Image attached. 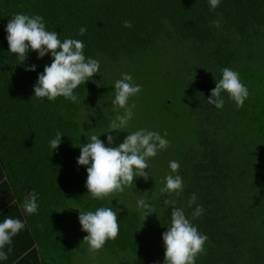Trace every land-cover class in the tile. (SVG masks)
Listing matches in <instances>:
<instances>
[{"label": "trees", "instance_id": "16d2710c", "mask_svg": "<svg viewBox=\"0 0 264 264\" xmlns=\"http://www.w3.org/2000/svg\"><path fill=\"white\" fill-rule=\"evenodd\" d=\"M17 13L42 16L46 30L83 41L85 57L99 61V73L74 90L76 102L34 96L52 57L30 51L22 63L9 51L6 26ZM31 65L36 69L26 70ZM224 67L249 91L243 107L227 92L222 109L207 103ZM124 73L141 91L129 98L136 107L127 128L110 133L115 146L140 129L169 141L148 159V179L124 188L132 205L125 197L92 198L88 166L77 160L93 134L109 146V125L124 111L113 106L114 83ZM57 133L61 144L53 150ZM169 173L182 177L183 191L161 192ZM33 191L38 210L25 213L47 264L71 263L84 250L85 236L72 239L62 223L70 204L117 213L119 234L104 247L121 264H162L173 207L208 238L195 264H264V0H221L215 9L209 0H0V193L19 213ZM140 199L155 211L147 218ZM197 206L203 213L193 218Z\"/></svg>", "mask_w": 264, "mask_h": 264}, {"label": "clouds", "instance_id": "9594fccd", "mask_svg": "<svg viewBox=\"0 0 264 264\" xmlns=\"http://www.w3.org/2000/svg\"><path fill=\"white\" fill-rule=\"evenodd\" d=\"M221 0H209L211 9L219 6ZM216 27L220 21H213ZM124 27H131L130 21H124ZM87 29L81 27L79 32L83 35ZM9 51L15 54L22 63L28 58L30 51L38 53V58L50 53L52 61L45 65L44 71L39 74L34 85L36 98L55 100L57 97L76 102L78 97L74 90L99 73V61L86 58L84 55V43L79 39H59L58 32L46 30L43 17L40 15H27L17 13L12 16L6 26ZM21 63V64H22ZM36 65H31L26 70L34 71ZM115 98L114 108L123 109V113H117L111 121V131L107 136L106 146L97 135L88 137V142L81 147V154L77 158L78 164L87 167L86 188L92 198L103 200L109 195L123 192L126 186H131L136 177L148 179L146 169L147 161L157 155L159 150L166 149L169 141L156 131L140 129L129 133L118 146H115V137L110 134L113 130L127 128L133 117L135 103L128 105L129 98L141 91V86L133 83V77L129 73L122 74V78L114 83ZM222 92H227L229 99L236 106L243 107L249 96L247 87L240 80L239 73L229 67L222 69V78L217 80L216 87L211 90V96L207 99L209 105L217 109L224 107ZM166 136V134H165ZM62 135L57 133L50 141V147L55 150L61 144ZM171 173H177L180 164L173 160L169 162ZM169 173L165 177V186L161 189L164 193H179L183 191V180L180 175ZM196 201L193 193L189 200V207ZM174 203V202H171ZM142 214L146 216L154 213V209L145 200L137 202ZM27 214L36 213L38 210L37 194L25 196L21 205ZM75 208V207H74ZM80 209V208H78ZM203 213L202 206H197L193 212V218ZM79 222L82 230L87 232L83 238L89 246L90 252H97L108 240H115L119 234L117 213L111 207H98L95 211L80 209ZM24 223L20 219L6 218L0 223V260H7L8 252L4 251L6 245L12 244V238L23 228ZM165 254L163 264H195L198 254L204 251V244L208 239L205 234L186 218L181 208L171 209L170 224L167 231L162 234Z\"/></svg>", "mask_w": 264, "mask_h": 264}, {"label": "crops", "instance_id": "0c3cea01", "mask_svg": "<svg viewBox=\"0 0 264 264\" xmlns=\"http://www.w3.org/2000/svg\"><path fill=\"white\" fill-rule=\"evenodd\" d=\"M7 194L8 192L5 191L3 195ZM5 197L7 196H2L0 193V223L6 218L11 217L20 219L25 227L12 238L11 245L5 246L4 251L8 252L9 248H11V251L8 253V259L0 260V264H47L45 260L47 259L46 257H48V252L45 251L44 247L41 245V243L43 244L42 240L39 241L31 232L32 229L29 217L26 216L23 208L19 213L11 209L12 202H5ZM16 200L17 199H15V201ZM50 254L51 253H49V256L52 255ZM75 260L76 256L73 255L72 262L67 264H75Z\"/></svg>", "mask_w": 264, "mask_h": 264}, {"label": "rangeland", "instance_id": "374dc122", "mask_svg": "<svg viewBox=\"0 0 264 264\" xmlns=\"http://www.w3.org/2000/svg\"><path fill=\"white\" fill-rule=\"evenodd\" d=\"M109 196H112L113 199H118L120 202H122L124 197L127 198L125 199L126 205H129L133 202L130 197V191L127 192L125 190L123 192L115 193ZM78 208L82 209L77 204H70L69 208H65L62 212V223L66 226L67 231L69 230L70 233H68V236L72 237V239H74L77 235L78 236L76 239H78L79 236H86L88 234L82 230V226L79 222L80 209ZM80 244H82L84 250L77 252L75 264H121L120 256L109 252L104 246L99 251L93 253L89 251V246L86 242L81 241Z\"/></svg>", "mask_w": 264, "mask_h": 264}]
</instances>
